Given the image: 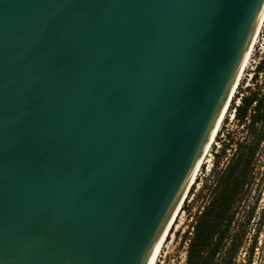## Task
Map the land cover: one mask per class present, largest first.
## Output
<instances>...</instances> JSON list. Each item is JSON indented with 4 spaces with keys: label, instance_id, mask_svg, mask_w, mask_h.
<instances>
[{
    "label": "water",
    "instance_id": "obj_1",
    "mask_svg": "<svg viewBox=\"0 0 264 264\" xmlns=\"http://www.w3.org/2000/svg\"><path fill=\"white\" fill-rule=\"evenodd\" d=\"M264 0H0V264H154Z\"/></svg>",
    "mask_w": 264,
    "mask_h": 264
},
{
    "label": "rangeland",
    "instance_id": "obj_2",
    "mask_svg": "<svg viewBox=\"0 0 264 264\" xmlns=\"http://www.w3.org/2000/svg\"><path fill=\"white\" fill-rule=\"evenodd\" d=\"M254 92L264 105V22L216 140L182 203L177 222L156 264H187L189 242L198 216L208 204L213 188L234 153L244 149L243 144L253 139L258 145L252 160V180L236 205L231 233L219 258H227L231 240L236 238L241 246L232 255V264H264V120L256 125L261 128V135L250 126L256 101L252 105H248V101ZM237 106H240V115L236 113Z\"/></svg>",
    "mask_w": 264,
    "mask_h": 264
},
{
    "label": "trees",
    "instance_id": "obj_3",
    "mask_svg": "<svg viewBox=\"0 0 264 264\" xmlns=\"http://www.w3.org/2000/svg\"><path fill=\"white\" fill-rule=\"evenodd\" d=\"M256 101L254 114L252 115L251 128L256 133L263 135L261 128L256 125L264 120V105L254 92L249 97L248 105ZM240 115V106L236 108ZM245 109V114L247 113ZM253 132V130H252ZM258 140V139H257ZM242 143H239V146ZM257 141H246L244 149L234 153L227 168L220 175L212 190L208 204L196 220L193 236L190 238L187 251V264H232L231 257L241 246L232 238L228 249L227 258H221L225 240L230 235V228L234 218L237 203L242 199L245 187L252 180V160L256 153ZM222 261V262H221Z\"/></svg>",
    "mask_w": 264,
    "mask_h": 264
},
{
    "label": "bare ground",
    "instance_id": "obj_4",
    "mask_svg": "<svg viewBox=\"0 0 264 264\" xmlns=\"http://www.w3.org/2000/svg\"><path fill=\"white\" fill-rule=\"evenodd\" d=\"M263 22H264V18H263V21H262V23H261V26H260V28H259V31H258V34H257L256 38H257L258 35H259V32H260L261 27H262V25H263ZM255 42H256V39H255ZM255 42H254V44H255ZM254 44H253V47H254ZM253 47H252V49H253ZM252 49H251V51H250V54H249V56H248V58H247V61H246L245 65H244V68H243V70H242V72H241V75H240V77H239V79H238V82H237L236 88H235V90H234V92H233V94H232V96H231V98H230V100H229V103H228V105H227V107H226V110H225V112H224V114H223V117H222V119H221V121H220V124H219V126H218V128H217V130H216V132H215V135H214V137H213V139H212V141H211V143H210V145H209V147H208V149H207V151H206V153H205V156H204V158H203V160H202L200 166L202 165V163H203L205 157L207 156V153L209 152V150H210L212 144H213V143L215 142V140H216V136H217V134H218V132H219V130H220V128H221V124H222V122H223V120H224V118H225V115H226L227 112H228V109H229V106H230V104H231V101H232V99H233V97H234V95H235V92H236V90H237L239 84H240V81H241V79H242V76L244 75V72H245V70H246V67L248 66V63L250 62ZM200 166H199V168H200ZM199 168H198V170H199ZM198 170H197V172H196V174H195V177H194V179H193V181H192L190 187L192 186V184L195 182V180H196V178H197ZM190 187H189V189H190ZM189 189H188V191H189ZM188 191H187V193H186V195H185V197H184V200H185L186 197H187ZM184 200H183V202H184ZM183 202H182V203H183ZM181 208H182V204H181V206H180V208H179V210H178V213H177V215H176V217H175V219H174V221H173V224H172L171 228L173 227L174 224H176V222H177V221H176V218H177V216L179 215ZM171 228H170V230H169V232H168V234H167V237H166V239H165V241H164V243H163V245H162V248H161V250H160V252H159V254H158V256H157V259H156V261H155L154 264H156V262H157V260H158V258H159V256H160V254L162 253V249H163L164 245H165L166 242L168 241V236L170 235V232H171V230H172Z\"/></svg>",
    "mask_w": 264,
    "mask_h": 264
}]
</instances>
